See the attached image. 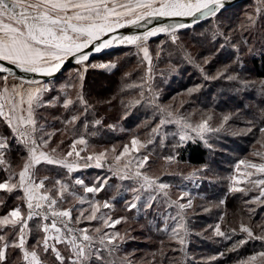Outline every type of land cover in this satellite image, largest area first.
I'll return each instance as SVG.
<instances>
[{"label":"snow or ice","instance_id":"6c2138e0","mask_svg":"<svg viewBox=\"0 0 264 264\" xmlns=\"http://www.w3.org/2000/svg\"><path fill=\"white\" fill-rule=\"evenodd\" d=\"M226 4L227 0H0V127L4 129L0 131V171L5 173L0 179V208L9 209V199L15 198L10 210L0 215V264H217L226 252L199 261L189 253L192 216L198 208L203 213L218 211V222L205 231H211L209 239L230 242L227 253H237L248 243L259 242L260 250L236 264H264V216L255 221L260 215L257 210L264 211V79L242 75L246 57L264 58V25L260 24L264 20V0H257L255 9L247 12L238 26L230 18L221 19L227 11ZM157 18L179 19L150 27ZM202 22L208 27L197 33ZM130 25L143 26L144 31L119 33ZM189 31V39L200 47L208 42L209 55L196 57L188 51L190 45L184 42L183 33ZM161 34L183 53L181 59L194 67L205 82L226 81L235 93L255 92L258 102L221 114L217 124L212 110L202 111L199 120L194 121L195 111H182L184 101L179 108L160 103V94L151 84L153 57L149 41ZM163 44L158 48L162 50ZM114 46H132L138 56L142 53V61L147 62L146 75L140 83L125 82L117 95L93 102L86 91L89 72L119 70V61L92 62L93 54ZM225 52L228 62L209 72ZM72 61L75 66L57 87L56 74ZM16 70L48 79H26ZM130 75L125 73L124 79ZM131 90H138V97L126 99ZM200 90L201 85H196L180 95L191 97ZM116 102L125 110L122 119L137 106L152 111V117L144 122L151 126L159 120L151 127V138L144 142L133 135L131 150L139 154L138 158L129 159L130 148L124 145L108 164L112 177H97L91 183L80 176L73 178L72 174L82 167L103 169L108 163L109 151L90 149L86 136L90 128L103 125V118H97V105L111 106ZM54 111L59 115L51 116ZM234 121L245 127L230 129ZM166 126H175L176 131L162 132ZM225 131L233 136L256 137L259 149L251 155L260 162L239 160L236 172L240 173L241 165L245 171L229 178L227 190L216 201L196 204L197 199L206 197L193 196L184 185L177 186L180 190L173 198V185L148 173L150 154L141 150L156 140L162 146L168 136L176 141L173 154L164 160L169 165L179 164L177 149L188 142H202L214 151L210 139ZM57 136L61 137L58 141L54 139ZM65 137L71 141L67 149ZM13 153L21 161L15 167ZM42 171L55 175H38ZM210 171L206 163L187 176L179 175L189 183H202ZM110 178L135 184L129 189L132 199L126 202V211H136L134 220L143 215L147 223L141 228L150 233L146 238L150 250L139 259L135 250H125L134 237L128 230L123 234L116 230L129 218L113 219L102 211L112 209L110 201L88 198L105 191ZM77 188L83 194H78ZM229 196L240 201L234 213L239 220L237 226L229 225L224 230ZM68 197L77 203L65 207ZM92 221L101 226L81 227ZM153 234L158 237L155 241Z\"/></svg>","mask_w":264,"mask_h":264},{"label":"rangeland","instance_id":"374dc122","mask_svg":"<svg viewBox=\"0 0 264 264\" xmlns=\"http://www.w3.org/2000/svg\"><path fill=\"white\" fill-rule=\"evenodd\" d=\"M256 4H257V0H243L239 3H236L232 7L227 8V11L224 13V16L221 17V19H224L225 17H227V18H230L232 20L233 19L236 21L238 20L235 24H237V23L240 24L241 22H243L245 14L247 12H252L255 9ZM225 22H228V21H225ZM260 24L264 25V23H260ZM205 25H207V24L202 23L201 28L205 27ZM234 26H237V25H234ZM206 27H208V25ZM163 40H167V38L164 34H162L161 36L156 37L154 39L152 38L149 41V48H150V54L151 55H152L151 51L153 50L154 46L156 44H160L161 42H163ZM128 47L131 49L130 50L131 53H134L138 58H141V60H142V53L138 56L136 54L137 50L134 47L124 46L121 48H123L122 50H125ZM118 49H120V48H118ZM117 51L118 50L115 49V50L94 56L92 62H104V61H109V60L114 61V59L118 56V55H116ZM143 62L147 68V62L146 61H143ZM248 63L249 62L244 61V70L242 72V75L247 76L251 79H258V78H254V77L252 78V75L247 74V73H249V72H247L248 71L247 68H249ZM153 65L154 64H153V60H152V69H153ZM74 66H75V64L73 66L66 68L59 76L56 77V80L54 81V83L57 84V87H59L60 83H63L64 79L68 75V72ZM215 69H216V67H214V65H213L210 69H208V71L209 72H215ZM146 72H147V70H146ZM146 72L144 74V77L146 75ZM188 73H189V71H186V74H188ZM152 76H153V80H154L159 75L154 73V71L152 70ZM153 80L151 81L153 89L156 92H161V91L163 92L165 89L163 90V88L159 87V86L155 87V83L153 82ZM188 80L192 82V85H190L189 87H187V85H185L181 89H179L180 83H177V82L172 83V84L170 83V89L174 88L173 90H177V91L174 92V91L169 89L170 91L166 92L168 95L166 101H163L164 100L163 99L162 101H160V103H162V104H175L176 107L179 108L181 102L175 103V100L179 96H181L180 97V99L182 98L181 101H184V107H183L182 111L185 114L195 111L196 115L193 117L194 121L199 120L200 113L202 111L212 110L216 114L214 124H217V123H219V119H220L221 114L235 111L237 108L242 109L244 104L258 102L256 99V93L255 92H250V94H247L246 96L239 95L237 93H231L233 95L232 97H226L225 95L220 94L222 85L212 87L211 85L205 84L204 79L201 77V75L198 71H197V74L191 73L187 79H186V77H182V76L179 77V81L181 82V84L186 83ZM196 85H201V91L204 92L205 94H206V92H208L210 90H212V94L215 92H217V94H215L213 98H210L209 101H205L202 99L195 100L193 98V96L195 97V95L197 93L193 94V96H191V97H188L186 95H180L181 93H184L186 91V89H188L190 87H194ZM169 94H170V96H169ZM136 95L138 97V90L136 92ZM174 97H175V100H173ZM251 97H254V98L252 99ZM163 98H165V95ZM203 101H205L206 103H203ZM241 101H243V104L241 103ZM237 102H239L240 105H237ZM45 115H48V113H45ZM51 116H52V113H51ZM149 119L150 118H148L147 120H149ZM144 122L145 121L142 118H140V121L138 123V124H140L139 130L136 132V130L133 129L131 134H128V136H126V137H124V135L122 134V131H124L123 130L124 124L121 121H111L109 124L106 123L108 125L114 126L113 128H110L111 130H113V135L110 133V134L106 135V137L113 140V136L118 135L119 137H121V139H114L112 142L104 143V144H102V143L101 144H90L89 143V146H90V149L95 150V151L108 150L109 151L108 163L105 164L103 169L96 168L94 165H91L87 168L82 167L81 169L78 170L77 173L72 174L73 178H75L76 176H80V177L85 179L86 183H91V182L95 181L97 177H112V173L109 172V170H108V164L112 163V156L113 155H118L121 151H123V146L126 144L130 148V153H129L128 158L135 161V159L138 158L139 154H136V153H134V150H131V143L130 142H131L132 136L135 135L141 141L147 142L151 138V135H150L151 127H154L155 123H159V120H156L155 123H153L151 126H145ZM243 127H245V124L242 122H239V121H234V122L230 123V125H229L230 129H238V128H243ZM165 130H169V133H171V131L175 132L176 128H175V126H166L165 128L162 129V132L166 133ZM122 135H123V137H122ZM65 140H66V143L64 145V149H67V147L71 141L67 137H65ZM255 140H256V137H254L252 135L233 136V135H231V133L229 131H225V132L220 133L218 135V137H212L210 139V142L213 144L214 151H209L207 149L208 150V164L210 165L211 171L208 172L207 174H205V178H204L202 183L199 181H197L196 183H189L188 181L183 180L181 178V175H179V174H183L184 176H187L188 173H190L194 168H199L200 166H189L186 163L180 162V161H179V164L173 163V164L169 165V164H166V162L164 160V157L168 156L167 153H163L165 155H155L154 149H158L157 147H159V149H161V147H162L163 149L167 150L168 148H170V146L168 144H164L162 146L160 144V142H158L159 144H157V140H156L155 144L148 145V148L146 150L142 149L141 152L144 154H150V167L148 168V173L150 175L160 176L161 179L163 180V182H166V183L173 185V187L171 189L173 198H175V196L178 194V192L180 190L177 186L184 185L186 189L191 190L193 196H204L207 198V201L197 199L195 201L196 204H201V203L207 204L208 202H211V198L217 196V193L219 191H222L224 188H226L228 186L229 178L231 176L240 175L245 171L244 166L241 165L240 173L236 172L235 165L239 162V160L251 159L254 162H260L258 157H253L251 155V153L254 150L259 149V145L255 144ZM113 148H115V150H116L115 153H113L111 151ZM122 159H124V158H122ZM217 163H219L221 166H223V168H226V170H223V172H220V174L215 175L218 178L210 177L209 175L214 173L215 170H217ZM133 166H134V163H133ZM46 172L47 171H42V172L38 173V175H47ZM62 172H63V170H62ZM241 179H243L242 175H241ZM111 180L114 181V184L109 185V183H108L107 189L105 191H103L105 194H101V197H100V193L97 194L95 197H92L91 195H89L88 198H95V199H98L102 202L105 200H108L110 202L113 201L112 202L113 207L110 211L109 210H102V211L106 212L107 214L111 215L113 219L121 217V216H127L128 217V214L131 215L132 213L137 214L136 211H132V212L126 211V202H128L132 199V193L129 191V189L131 187H135L134 182H132V181H121V180L116 179V178H110L109 182ZM209 181H211V183H209ZM120 187L122 188L121 191H119ZM76 191L78 194H83L82 189L77 188ZM108 191H111V192H108ZM76 203L77 202L74 201L71 197H68L67 203L64 206L67 207L68 204H76ZM85 207H87V205H85ZM196 214L200 215V214H205V213H203L198 208L196 210ZM196 214L193 216H197ZM227 216H228V218H234L236 220L235 215L231 211L228 212ZM197 220H198L197 224H199L201 222H203V223H202L201 227L198 226L194 229H193V224H192L193 234L197 235V233H200L202 236H205L204 238H207V237L209 238L211 236V231H205V229H207L209 225H214L215 222L211 223L207 220H204L203 218H199ZM192 222H196V221H193V217H192ZM85 226H87L89 228H95V227H98L101 225L98 221H92V222H85L84 224L81 225V227H85ZM139 227H140L139 224L135 223L131 219H128L127 223H122L120 225H117L116 230L121 232V234H123L125 232V230H128L130 237H134V239H129V241L140 240L143 238L142 236L145 233L141 230L140 231L135 230V229H139ZM142 240H144L145 242H148V241H146V239H142ZM133 250H135L136 253H138V251H137L138 247H135V249H130V250H128V252H132ZM231 264H236V261L231 263Z\"/></svg>","mask_w":264,"mask_h":264},{"label":"trees","instance_id":"16d2710c","mask_svg":"<svg viewBox=\"0 0 264 264\" xmlns=\"http://www.w3.org/2000/svg\"><path fill=\"white\" fill-rule=\"evenodd\" d=\"M236 16V15H235ZM234 17V16H233ZM233 25H239L238 23L235 24L237 21L230 19ZM203 23V22H202ZM260 23H264V20H261ZM207 25L203 28H207ZM203 28H197L195 31L199 33L200 31L203 30ZM192 35V33L189 32H184L183 33V40L186 44H189L188 51L192 53L193 56L199 57V56H207L209 55V51H207V48L210 47L207 41H205V47H200L199 43L196 41H191L189 37ZM154 39V38H153ZM158 39V38H157ZM154 41V40H153ZM163 48L162 50L158 48L160 44H156L151 51L152 57H153V71L157 75H159L157 78L153 80L155 83V87L159 86L163 88V92H158L160 94V101H166L168 95L166 92H169L170 90L172 91H177L173 90L174 88L170 89V83H180V88H183L185 85L189 87L192 85L191 81H187L184 84H181L179 81V77H186L191 73L197 74V70L185 63L181 57L183 55L182 52L178 51L176 46L171 45L170 42H167V40H163ZM259 47V45H257ZM123 48L117 49V54L118 55L114 61H119L118 63V69L119 70H113V72L109 73L103 70H94L90 71L87 78H86V91L90 92L91 94V100L94 102L96 100H106L109 99L112 96L117 95L120 92V89L122 88L123 84L126 83H140V78L144 77V74L147 70L144 62L141 60V58H138L134 53H131V49L128 47L125 50H122ZM231 51V50H229ZM159 52V56L157 53ZM171 54V55H169ZM227 55L228 53H222L220 57L218 58L217 63L214 64V67H219L222 63H227ZM245 62H249V68L247 74L252 75V78H258V79H264V58L260 57H246ZM175 67L176 71H171V68ZM186 71H189L188 74H186ZM125 73H130L131 75L127 77L125 80ZM60 75V74H59ZM58 75V76H59ZM205 84L211 85L212 87L222 85L220 94L225 95L226 97H232L233 95L231 93H235L232 91L233 86L229 84L226 81L222 82H215V81H208L205 82ZM170 89V90H169ZM213 89V88H212ZM171 91V92H172ZM137 90H131L128 92L127 96L125 97L130 98L137 96L136 95ZM165 95V98L164 95ZM217 94V92L212 94V90L206 92H202L201 90L193 96L195 100H205L209 101L210 98H213L214 95ZM238 94V93H237ZM239 95H244L246 96L247 94L244 93H239ZM170 96V94H169ZM181 96H179L176 100L175 103H180L182 98L180 99ZM250 97V96H249ZM252 99L254 97H251ZM208 99V100H207ZM159 101V102H160ZM203 101V103H206ZM237 105H240L239 102H237ZM237 107V106H236ZM96 113H97V118H103V125L98 126L96 128H90L88 130V135L86 138L89 140L90 144H104V143H110L114 139H121L118 135L113 136V140L109 139L106 137L108 134L113 135V130H111L107 125L111 121H121L124 126L122 134L124 137L128 136V134H131L133 129L136 130V132L139 130L140 124V118H142L144 121H146L148 118L152 117V111L146 107H140L137 106L136 108L129 109L127 112V118L122 119L123 116H125V110L120 106L118 102L114 103L111 106L104 105V104H99L97 105L96 108ZM59 115V111H54L52 112V116ZM108 123V124H106ZM142 124V123H141ZM55 127L59 128L60 125L56 124ZM1 130H4L2 127L0 128ZM81 131H83L81 129ZM166 133H169V130H165ZM95 133L92 135V133ZM135 132V133H136ZM173 131H171L172 133ZM122 135V137H123ZM61 138V137H60ZM58 136L55 137L54 139L58 140L60 139ZM159 140H157V144ZM176 143L175 140L171 138V136H168V138L165 140V144H168L170 148L167 150L159 149H154L155 155H165L163 153H167V155H172L173 154V145ZM179 155H178V160L180 162H184L189 166H201L203 164H208V150L205 147V145L202 142H197V143H192L188 142L185 146L177 149ZM11 159L13 160L14 167L16 166L17 163H21L19 158L16 156L15 153L12 154ZM51 167V166H49ZM223 170H226V168H223L219 163H217V170H215L214 173L210 174V177H216L215 175L220 174V172H223ZM62 171V170H61ZM47 175H55V172H46ZM53 173V174H52ZM223 174V173H222ZM5 176V173L3 171H0V179H2ZM114 181H110L109 185H113ZM122 188L120 187L119 191H121ZM227 190V187L224 188L222 191H219L217 193V196L211 198V202L216 201L219 197L223 196L225 191ZM111 192V191H108ZM105 194L104 192L100 193ZM197 195V194H196ZM14 199H9V209H3L0 208V215L4 214L6 211L10 210V208L14 204ZM207 201V198L205 199ZM113 201H111L112 203ZM240 204L239 200L233 199L231 196H229L228 201H227V212H232L233 214L238 211V206ZM260 215L255 217V221L258 222L260 220L261 216H264V211H261L260 209L257 210ZM137 214H128V218L134 221L135 223L139 224V229H135L137 231H143L145 234L142 236V239H146L150 233L147 231V229L141 228L142 225H146V220L143 215H140V218L138 220H134L133 217H135ZM197 215V214H196ZM218 211L213 210L210 213H205V214H200L197 216H192L193 221V229L202 226V223L197 224V219L203 218L204 220H207L211 223H216L218 222ZM235 218H228L226 217L225 221L223 222V228L224 230H227V227L229 225L231 226H237L239 216L235 215ZM149 220L152 219V216L150 215L148 217ZM245 220H247V217L245 216ZM202 221V220H201ZM201 224V225H200ZM162 226V225H161ZM205 236L196 235L193 234L192 237H190V245H189V253L192 256H195L196 260L199 261L202 257H207L210 255H216L218 252H226V255L222 258H219L217 261V264H231L239 259H242L250 254H252L254 251L260 250V244L259 242H250L247 245H245L243 248H241L237 253H227V248L230 246V242L227 241H220V240H213L204 238ZM158 237L155 236L154 234L152 235V240L155 241ZM131 240L128 241V243L125 245V250L128 251L130 249H135V247H138V253H137V259H139V256L142 255L144 252L150 250V245L149 242H145L144 240ZM147 241V239H146Z\"/></svg>","mask_w":264,"mask_h":264},{"label":"water","instance_id":"95a60500","mask_svg":"<svg viewBox=\"0 0 264 264\" xmlns=\"http://www.w3.org/2000/svg\"><path fill=\"white\" fill-rule=\"evenodd\" d=\"M243 0H227V4H226V7L229 8V7H232L233 5H235L236 3H239ZM175 19H179V18H175ZM175 19L174 18H157L155 20H153L152 24L149 25L150 27L151 26H156L157 24L159 23H174L175 22ZM144 31V27L143 26H128L124 29H120L119 30V33H123L124 35H130V34H138L140 32H143ZM162 35V34H161ZM160 35V36H161ZM159 37V36H158ZM121 47H124V46H114L110 49H107L105 50L103 53H106V52H109V51H112V50H115V49H118V48H121ZM103 53H94L93 56H97V55H100V54H103ZM74 65V61L70 62V63H67L66 66L64 67V69H62V72L70 67V66H73ZM17 71V74L18 75H21V76H24L26 79H45L47 80L48 78H42L40 77L39 75L37 74H30V73H20L19 70H16ZM61 72V73H62ZM61 73H57L56 74V77L61 74Z\"/></svg>","mask_w":264,"mask_h":264},{"label":"crops","instance_id":"0c3cea01","mask_svg":"<svg viewBox=\"0 0 264 264\" xmlns=\"http://www.w3.org/2000/svg\"><path fill=\"white\" fill-rule=\"evenodd\" d=\"M1 128V127H0ZM0 131H2L1 129H0Z\"/></svg>","mask_w":264,"mask_h":264}]
</instances>
